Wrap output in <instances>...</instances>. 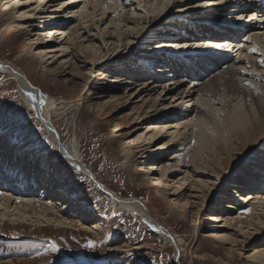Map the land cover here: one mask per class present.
<instances>
[{
  "label": "rangeland",
  "instance_id": "rangeland-1",
  "mask_svg": "<svg viewBox=\"0 0 264 264\" xmlns=\"http://www.w3.org/2000/svg\"><path fill=\"white\" fill-rule=\"evenodd\" d=\"M16 1L2 0L0 2V60L11 64L24 74L32 86L45 96H52L58 100L59 112L52 111V117L63 143L69 147L73 143L72 134L76 132L82 160L97 180L120 198L137 199L144 204L151 219L158 222L162 228L171 233L173 238L180 241L182 251L179 253L177 245L167 240L162 231L147 224L142 217L122 208L111 196L99 189L86 174L68 163L66 158L59 156L56 164L59 170L67 169L66 182L72 192V201L76 207H72L71 211L67 209L63 211L65 203L63 200L58 203L57 210L63 211L67 219L73 222V226L39 222L37 218H33V221L37 223L30 219L13 221L14 217L11 213L7 219L3 220L4 210L0 208V264H18L19 262H22L21 264H179V261L181 264H191L193 262L192 253L207 257L206 261H195V264H264V256L259 257V254L264 253V204H262L264 203V182L262 183L264 168L258 167L262 160L257 161L256 164L253 163L252 157L255 152L250 151L247 154L242 168L233 169L234 160L244 156L242 145L235 143L233 150L229 152L228 149L222 147V143H218L223 162L221 166L218 165V160L212 157L208 166H199L202 170L198 171L194 166H189L187 158L183 168H180L181 171L170 176L167 179V182H170L158 192L155 186L157 182L154 179L159 172L146 171L143 167L146 164L156 165L158 161H155V158H163L165 164L175 166L173 160L179 150L177 143L174 142L170 149L155 154L153 157V150L160 144L166 143L168 139L163 138L149 145L148 149L145 148V151L150 154L149 159L140 158L143 155L141 149H133L128 159L125 154V147L145 132L144 127L139 126L140 122L145 125L151 124V118H154L156 112H159L158 115L171 112V115L175 116L174 125L186 123L191 119L185 116V113L180 115L183 107H187L186 111L193 110V114L197 110L203 111L202 115L207 112L200 103H197L198 95L177 102V99L182 97L173 98L174 93L169 94L167 106L164 107L166 110H162L163 107L159 106L153 109L155 111L149 117L139 118L140 112L137 108L145 99L146 101L150 99L147 93L133 99L145 85L141 80L142 78L147 79L144 73L149 71V77L155 76L162 79L163 87L157 88V92L151 95L152 99L164 90V86H167V89L171 86L173 89L178 81H185L186 86H183L186 89L193 88L195 86L193 84H197L196 90H204L205 87V90L210 89L209 91L213 94L214 107L217 108L221 106V100L224 98L228 106H232L235 100L231 95L228 97V94L224 93L225 90L222 92L214 85L221 81L220 77L226 76L222 72L227 68L226 65L230 64L229 67L234 70V79L241 89V94L246 91V96L256 95L258 97L261 94L252 93L254 89L248 85L249 83L259 84L264 88L262 80L254 79L255 77L262 79L264 75L248 70L246 68L248 64L243 62L250 59L249 47L253 39L256 40L257 35L260 36L259 41L262 46L264 45V29L262 33L246 31L240 35V37H246L240 38L239 43L237 39L235 42L237 47H233L234 55H231L228 60H223L226 65L222 67V64L213 63L212 65L209 61H204L198 49L203 45L207 47V44H210L209 46L213 43L217 44L218 41L222 43L226 37H219L220 34L217 33L210 37L212 30H208L209 33H205L207 41L204 38L198 39L196 35L203 34V26L210 28L211 26L208 23H199L201 21L193 22V25L189 18L201 16L204 12L211 10L209 7L205 8L206 0H170L168 3L166 0L163 2L102 0L103 5L98 6L95 12L90 5L94 16L96 15L92 20L93 24L85 19L84 25H81L78 22V16L72 20L66 19L62 11L52 18L53 21H63L67 25L72 22L69 28L81 25L83 36L86 38L93 36L95 40L97 38L96 41L85 42V47L91 56L87 59L84 54L78 56L75 52L77 45L72 43L68 45L63 35L60 37L55 34L52 39L44 37L43 34V40L33 38L32 42L29 41L30 43L27 40H19L20 27L17 25L26 20H18L24 15L23 13L31 10L24 6L25 0L13 7L16 10L12 16L6 17L4 12L12 7L10 2ZM49 1L52 5H46L45 16L52 10L48 6H56L63 0ZM55 1L58 2L54 3ZM4 2L7 3L4 4ZM111 2H116L115 7L120 11V15H124L123 19L146 18L149 21V19L159 17L161 24L148 27L145 37L138 41L137 29L126 27L127 21L124 20L120 25L121 33H125L124 40L119 44L116 43L118 48L114 49L111 43L117 40L119 29L111 23L116 12V9L115 12L109 10ZM250 2L255 3L256 1ZM62 5L61 3V7ZM77 6L80 10L83 3L73 5L78 8ZM231 7L230 4L229 6L227 4L215 5L212 12L218 16L228 14L227 11L235 9ZM57 8H60V4ZM101 8H105L106 13L108 12L104 17L101 16ZM37 13L42 12L37 11L30 20V23L36 24L34 25L36 27L43 25L42 22L50 17L46 16V19H41L42 17H39ZM226 17L229 18V15L223 16L225 22ZM187 18L188 22L184 21ZM130 23L129 21L128 24ZM190 26L196 27L195 30H189ZM102 33L106 42L108 40L110 42L107 45L103 39H98ZM44 38L48 41L46 42ZM30 44H34V47L38 44L42 48L66 44L65 46L70 48L67 63L64 65L62 61L54 58L47 60L46 57L41 60L34 55L35 52L26 54ZM94 45L95 49L101 48L98 54L93 49ZM241 52L243 57L240 59ZM261 52H264V46L257 54L259 56H255L257 60L264 59V56L260 55ZM87 61L91 65L84 64ZM170 62L173 63L172 67ZM239 62L242 63L238 64ZM74 63H77L76 66ZM149 64H154V67H148L149 70L142 73L141 68ZM206 67L210 70L206 71ZM125 68L139 73L138 78L132 76L134 74L131 73V75L130 71ZM180 69L183 71L181 75L178 74ZM184 73H190L191 77L188 78ZM131 76L133 79H129ZM136 79L139 82L134 84ZM219 84L223 86V83ZM128 85L132 88L128 89ZM212 87L214 90L211 89ZM249 100L252 99L249 98ZM68 102H73L74 107L68 106L67 109L61 110L63 106L60 104ZM23 108L24 103L17 82L8 75L0 73V192L3 188L15 194L16 192L17 194L32 192L35 198L39 194L49 198L42 193V190H33L32 181L29 179H37L36 176L41 173L43 180L49 179L47 181L50 183L56 182L52 174L53 166L56 165L49 161L53 156V144L46 128L37 120L34 112L31 110L22 114ZM165 117L168 116H160L161 119ZM191 129L190 126L187 130ZM27 146L30 149L28 151H26ZM44 149L47 153L42 154ZM259 150L263 151L264 147ZM31 161H33V166ZM133 162H136L137 167L132 168ZM232 169L234 173L230 175ZM187 171L190 172L189 176L186 175ZM19 172L21 176L17 178ZM185 177H188V180L182 189H178L176 183ZM9 179L12 186L6 185ZM16 183L22 184V189L18 185L16 187ZM65 191L66 187L56 189L54 195L57 197L53 196L51 200L53 199L56 204L61 196L59 194ZM238 191L240 194H237ZM26 193L24 196L28 195ZM239 195H251L254 199H250L251 203H241ZM257 199H260V202ZM184 201H187V204L182 209L180 204ZM252 215L254 218L250 221ZM211 216H221V220L228 217L231 220L227 222L225 228L221 229L216 228V225H225V221H222V224L211 221ZM216 231L224 232L230 237L223 242L207 237ZM89 242L95 244V248L85 247ZM53 245L58 251L52 250ZM254 254L258 258L251 261L248 256Z\"/></svg>",
  "mask_w": 264,
  "mask_h": 264
},
{
  "label": "bare ground",
  "instance_id": "bare-ground-1",
  "mask_svg": "<svg viewBox=\"0 0 264 264\" xmlns=\"http://www.w3.org/2000/svg\"><path fill=\"white\" fill-rule=\"evenodd\" d=\"M22 1H25V0H17L16 2H10L12 7L10 9H8L6 12H4L5 16L6 17L12 16L13 12L16 10V8H13V7L21 4ZM157 1L163 2V0H157ZM250 1H252V0H250ZM0 2H2V0H0ZM56 2H58V1H55L54 3H56ZM102 2H103L102 0H92V1L91 0H63V1L59 2L60 8H57V6L59 4H56V6L55 5L54 6H48V7L52 8V10L50 12L46 13L47 17L50 16L49 19L42 22L43 25L40 24V25H37L38 27H36V26H34L36 24L33 25L32 23H30L31 18H33L32 16H34V14L37 11H41L42 13H40V14L37 13V15L39 17H42L41 19H46L44 11L47 8L46 5H50L51 2L49 0H26V3H24L25 4L24 6H26L31 11H29L28 13H23L24 15L20 16V18H19L20 20H18V21L26 20V21H24V23H20L17 25L18 27H20L19 28V33H20L19 36L21 37V38L19 37L18 39L19 40L23 39V40H27L28 42L29 41L32 42L33 38H36L34 40H40V41L43 40V34L45 35L44 37H49L52 39H54L53 37L55 36V34L59 35V36L63 35L64 40L67 39L68 45H69V43L77 45L75 52L78 56L81 54H84L86 56V58L89 59V58H91V56L88 53L89 51H87V47H85V42L86 41H93V40H95V38H93V36H89V38L88 37L86 38L85 36H83L81 33L80 26L84 25L85 19L89 20V22L92 23V20L96 16V15L94 16V12L98 8V6L103 5ZM152 2H154V1L152 0ZM249 2H247V0H206L205 8L209 7V9H211V10L204 12L203 15L200 14L201 16L189 17V18H191L192 23L197 22V21H201L199 23H206V24L208 23L211 26V28L207 27V26H205V27L203 26V34L198 35V36L196 35V37L198 39L204 38V40H205L207 38L205 33L208 34L209 33L208 30H212V33H210V35H211L210 37H212L215 33L220 34L219 37H226V39L224 38L222 43H221V41L220 42L216 41L217 44L213 43V45H211V46H209L210 44L209 45L207 44V47H204V45H203L202 47H200L198 49L199 54L201 55V58H203L204 61H209V63L212 65L222 64V67L225 66L226 64H224V61L228 60L231 55L232 56L234 55L233 54V50H234L233 47H237V46H235V40L234 39L238 38L239 39L238 43H239L240 38L246 37V36H243V37L239 38L238 34H240V33L243 34L245 31H251L254 33H258V32L263 31V29H264V0H256L255 3H253V2L249 3ZM5 3H7V2H4V4ZM44 3H45V5L43 6ZM61 3L63 4L62 7H61ZM82 3H83V7L80 10H79L78 6H77L78 8L73 7V5L76 6L77 4H82ZM114 3L116 4V2H111V8L109 9L110 11L111 10L114 11L116 9V12L114 11L115 13H114V16L112 18L111 23L116 25L117 29H119V32L117 33V40L111 43V45H114V47H115L114 49L118 48V46H116V43L119 44V43L123 42V40H124L123 38H124L125 33L124 34L121 33L122 29L120 28V25H121V23L124 22V20L127 21L126 27H130L133 30L137 29L136 30V38L138 39V41L141 40L142 37H145V31L148 27L155 25V24H161V23H159L160 22L159 17L149 19V21L146 18L123 19L124 15L119 14L120 11L117 9V7H115ZM226 4H227V6H229V4H230L232 6L231 9H233V8H235V9H233L229 12L227 11L228 14H221L220 16L215 15V13L212 12L214 10L213 6L214 7H215V5L216 6H220V5L224 6ZM35 5H36V7H35ZM90 5H92L94 12L90 9ZM202 5L204 6V4H202ZM243 5H245V6H243ZM152 6H153V3H152ZM104 9L105 8L100 9V11L102 10V12H101L102 17L106 16V14L108 13V12L106 13V10H104ZM60 11H62V14H64L63 15L64 18L66 17V19L68 18V19L72 20V18L74 19L75 16L76 17L78 16V20H79L78 22L81 25L69 28V25L72 22L69 25H67V24L63 23V21H60V22L58 20L53 21L52 18L57 16L56 14H58V12L60 13ZM21 12H23V10ZM49 14H51V15H49ZM52 14H55V15L52 16ZM70 15H72V16H70ZM224 15H229V18H227L228 16L226 17V19H227L226 22H225V20H223ZM241 16L244 17L243 20L240 19ZM217 17H220V18H217ZM251 17H255V19H250ZM247 18H249V19H247ZM231 19H232V21H231ZM188 20H189L188 18L184 19V21H186V22H188ZM117 21H119L118 24H117ZM129 21L131 22L130 24H128ZM224 23H227L228 25H225ZM252 23H254L255 25H253ZM31 24L34 28H30V27H32ZM221 24H222V26H221ZM193 25H194V23H193ZM229 26H232V27H229ZM233 26H234L235 30L242 31V32H235L233 30L234 29ZM27 28H29L31 30H25ZM195 28L196 27L190 26L189 30L192 31V30H195ZM257 36H259V35H257ZM257 36H256V40L253 39L252 45H250L249 49L255 47V48H258L259 50H261L263 48L264 45L262 46L261 42L259 41L260 36L259 37H257ZM83 37H85V38L82 41H79ZM44 39H46V38H44ZM98 39L99 40L103 39V41H104V43H106V45L108 43H110V42H108L109 40L106 42V39H105L103 33L100 34V37ZM96 40H97V38H96ZM232 40H234V41H232ZM47 41L48 40L46 39V42ZM206 41H207V39H206ZM218 44L221 45V47L217 48L216 45H218ZM65 45L42 48V46H40L38 44L35 47H34V44H32V45L30 44V46L28 45L29 48L27 47L28 50H27L26 54L35 52L34 55H36V57L40 58L41 60H43L44 57H46L47 60L54 58L58 61H62V64L65 65L67 63L66 60L68 59V57L70 55L69 54L70 48L68 46H65ZM223 46H225V47H223ZM93 49H94L96 54H98V52L101 51V48L95 49V45L93 46ZM239 51H243V50H239ZM58 53L60 55H57ZM250 53H251L249 55L250 59L248 58L249 60L247 62L246 61L243 62V63L248 64V66L246 68L248 70H252L253 72H256V73H260V74L263 73L262 75H264V66H261L260 60H257L255 58V56H259V55H257V54H259V51L258 52H251L250 51ZM260 55H261V53H260ZM171 56H173V54ZM242 57H243V53L241 52V54L239 55V58L241 59ZM241 63L242 62H239L238 64H241ZM76 64L77 63H74V66H76ZM84 64L91 65V64H89L88 61L84 62ZM166 64H168V63H166ZM169 64L172 67L173 63L170 62ZM229 65H226L227 68L222 72L223 75L225 74L226 76L220 77L221 81L216 80L217 82L220 81L219 83H223V86L219 83L214 84V85L216 86V89H219L220 91L222 90V92H223V90H225L224 93L228 94V97H230V95H231L232 98H235V100L233 101L232 106H228V105H226V99L225 98L222 99L221 97H223V96L221 95V97H220L222 99L221 100V106L217 107V108L214 107L215 105H214L213 99H212L213 94H211V91H209L210 89L205 90L206 89V87H205L204 90L203 89H197L196 90L195 87L197 86V84H193V85H195V86H193V88L186 89L183 86V85H185V83H187L185 81H182V82L178 81L176 83V85L173 87V89L171 88V86L168 89H167V86L166 87L164 86V90L157 97L152 99L151 95L157 92V88L163 87L162 86V79H159L155 76L149 77L150 73L148 71L149 70L148 67L152 68V67H154V64L144 65L143 68H141L142 73L148 71L147 73H144L146 75L147 79H144V78L141 79V80H143L142 82H144L145 85L142 86L140 93L138 95H136L133 99L137 98L138 96H140L144 93L149 94L150 99L148 101H146V99H145V101H143L139 105V107L137 108V111L140 112L138 115L139 118L142 116H143V118L149 117L150 114L155 111L153 109H156L159 106L163 107L162 110H166V108H164V107L167 106L169 94H174V93H175V95L173 96V98H178L179 96L182 97L180 99H177V102H178V100L181 102V101H184V99H186V98H193L195 95H198V99L196 100L197 103H200L207 110L205 115H202L203 111L200 112L198 110L196 113L193 114V110L186 111L187 107H183V108H181L182 110L180 111V115L182 113H185V116H187L188 118H191L192 120L190 119L186 123H177L175 125L173 123V121H175V118H174L175 116L174 115L172 116L171 112H165L162 115H158L159 112H156L154 114V118H151V124H148V125H145L143 123L141 124V122H140L139 126L144 127L143 129L145 132L143 133V135L140 138L132 141V143L130 142L131 144L129 143L125 147V154H126L127 159L132 154L133 149H137V150L141 149L140 151L143 155L140 158L141 159H149L150 154H148L145 150L149 148V145H152L155 142H158L163 138L168 139V141L164 144L163 143L160 144L158 148L154 149L153 150L154 154H152V157L155 154H160V153L170 149V146H173L174 142L177 143V147L179 146V150L176 152L177 156L173 160L175 166L165 164L164 161L162 160L163 158H155L154 160L158 161V163L156 165L146 164L143 167V170H146V171L147 170H149V171L154 170V171L159 172L158 174H156V176H157L156 179H154L157 182L155 185L158 188L157 192L160 191L162 189V187L166 186V184H168L170 182V181L167 182V179L170 176L177 174L178 171H181L180 168H183V165L186 163L185 160L187 158L189 159V166L190 165L194 166L195 168L198 169V171L202 170V168L199 166L204 165L207 167L208 163L210 162L212 157L217 159L218 165L221 166V164L223 162H222L221 153H220L221 149L218 148V145H217L218 143H222V147L225 148L226 150L228 149L229 152H230V150H233V145L235 143L242 145V148L245 152L244 156L234 160L233 169L243 167L244 163L246 162L245 158L250 151L255 152L254 156L252 157L253 163L256 164L257 161L262 160L258 167L264 168V150L263 151L259 150L261 147H264V88H262V86L259 84H256L253 86L254 92L252 91V93H260L261 95L263 94L262 96L261 95L258 97L256 95H253L251 97L246 96V94H245L246 91L244 89H243V91H245L244 94H241V92H240L241 89L238 87V85L236 84V80L234 79V74H233L234 70L231 69V67H229ZM233 68H235V67H233ZM77 69H79L78 66H77ZM125 69L127 71H130L129 72L130 74L131 73L134 74V75L131 74L132 76L137 77L139 75V73L138 74L135 73V71L133 69H130V68H128V69L125 68ZM74 70H76L75 67H74ZM180 70L181 71H179V73L178 72L177 73L181 75V74H183V71H182V69H180ZM209 70L210 69H208L206 67V71H209ZM158 71H161V70H158ZM0 73L8 75L9 77H11L13 80H15L17 82L18 89L20 92V96H21V99L24 103V108H23L22 114H25L28 111L32 110L34 112V114L36 115L37 120H39L40 123L46 128L48 137H49L51 143L53 144L52 148L54 150L53 156L51 157V159L49 161H50V163H53L54 165H56V166H53L54 171L52 173L53 178L55 179L56 182L50 183L47 181L49 179L43 180L41 178V176H42L41 173L38 175L39 177L37 179H29L30 181H32V183L31 182L30 183L32 184L31 186H33V190L40 189V190H42V193L46 194L49 198L42 197L43 195L40 196V194L37 196V198H35L34 194L32 192H30V194L27 192L28 195L24 196L26 192H24L23 194H22V192H20L21 194H17V192H16V194H15V193H11L10 190L5 191L2 188L1 192H0L3 194V195H0V203H1L0 208H2L4 210L2 219L3 220L7 219V217H9L10 216L9 214L11 213L12 216L14 217L13 221H17V220L26 221V220L30 219V220H32V222L37 223V222H35V220L33 221V218H37L39 220V222L45 221L47 223H51V222L57 223L59 226L63 225V224H69V225L73 226V222L69 221V219H67V215L64 214V212H63L66 209L68 211H71L72 207H76V205L74 204V201H72L73 200L71 197L72 192L69 189L67 182H66L67 169L64 168L62 170H59V167L57 166L56 162L59 161V156L66 158L68 163H71L74 167H76L83 174H86L90 178L89 174H93V173L85 165L84 161L82 160L77 134H76V132H74L72 134L73 143H71V145L69 147H67L63 143L61 136H59V133L56 130L55 124L53 122V117H52V111H55V113L59 112L58 100L52 96H45L40 90H38L32 86V84L30 83V81L28 80V78L24 74H22L19 70H17L11 64L4 62L2 60H0ZM129 73H128V76L130 75ZM155 73H158V72H155ZM184 75H186L188 78L191 77L190 73L189 74L184 73ZM132 76L129 79H133ZM227 76L229 78H227ZM141 77H142V75H141ZM139 79H140V77H139ZM254 79L258 80V81L262 80V82L264 83V77L262 79H261V77H257V78L255 77ZM153 80H156V81L153 82ZM137 82H139L138 79H136L134 81V84H136ZM127 84H131V83H127ZM134 84H131V86ZM153 84H155V85H153ZM151 85H153V87H151ZM131 86L128 85L127 88L129 89ZM209 87H211V86H209ZM166 89H167V92H166ZM211 89L214 90L213 87ZM216 91H218V90H216ZM184 96H187V97H184ZM249 98H251L252 100H249ZM248 101H250V104H248ZM72 103L68 102L66 104H63V103L60 104L63 106L61 108V110H63L64 108H66L68 106H72ZM229 105H231V104H229ZM72 107H74V105ZM160 116L161 117L168 116V117L161 119ZM178 116H179V114H178ZM170 120H171V122H170ZM190 126L192 127V129L189 130L190 133H188L189 131L187 129ZM28 150H30V149L27 146L26 151H28ZM256 150H257V152H256ZM41 153L45 154V153H47V151L44 149ZM30 163H32V166H33V161H31ZM5 166H6V164H5ZM253 166L255 167V165H253ZM29 167H31V165ZM135 167H137V164H136V162H133L132 168H135ZM31 169H32V167H31ZM233 169L230 171V173H229L230 175L234 173ZM151 173H153V172H151ZM186 175L189 176L190 172L187 171ZM20 176H21V172L17 173V178ZM152 176H153V174H152ZM94 178L97 182H99L97 180V178L95 177V175H94ZM187 180H188V177H185L182 180L178 181L176 183L177 188L182 189ZM92 182L94 184H96V186L99 189H101L104 193L111 196L114 199V201L116 203H118L122 208L126 209L127 211L133 212L136 215L142 217L145 220V222L151 226V224L149 223L148 220H153V219H151V217L149 216V213L146 210L147 209L146 206H144V204H142L139 200H137V199H122L118 195H116L113 191L109 190L104 185H102L100 182H99V184H101V187L99 185H97V183H95V181L92 180ZM263 182L264 181H262V183ZM10 183H12V182L9 179V181H7L6 185L9 186V185H11ZM17 185L20 186V188L22 189V187H23L22 184L16 183V187H17ZM250 186L252 188L254 187L252 185H250ZM64 187H66V191L64 193L59 194V195H61L58 198L59 202H57L55 204L53 199L51 200V198L53 196H55L54 195L55 190L58 188L62 189ZM7 193H10V194H7ZM237 194H240L239 191L237 192ZM55 197H57V196H55ZM250 199L253 200L254 198H251V195H247V196L239 195V200L241 203L242 202H244L246 204L251 203ZM14 200L16 201V203H14L15 202ZM63 200L65 201V203L63 204L64 208L62 209L63 210L62 212L60 210H59L60 211L59 212L57 210V205H58V203H60V201H63ZM257 200H258V202H260V199H257ZM175 201L177 202V200H175ZM186 204H187V201H184L182 204H180V205H182L181 206L182 209H183V207L186 206ZM262 204H264V203H262ZM227 206H229V205H227ZM253 210L254 209H252V211ZM33 215H35V217H31ZM245 215H246V213H245ZM15 217H18V218H15ZM250 218H251L250 219V221H251V220H253L254 216L252 215ZM210 220L216 221V222L221 223V224L223 223L222 221H225L226 222V223L224 222L225 225H220V224L216 225L217 226L216 228L223 229L226 227L227 222L228 221L230 222L231 219H229L227 217V218H225V220L224 219L221 220V216L220 217L211 216ZM153 221H155V220H153ZM234 221H236V219ZM156 223H158V222H156ZM156 229H158L159 231H162V234L165 235L167 240H169L170 242L177 245L179 253L182 251L181 250L182 248L179 245L180 241L173 238L171 233L166 231L159 224H158ZM207 237H209L210 239H213L215 241H222L223 242L225 240H228V238L230 236L228 234L226 235L224 232L216 231V232L210 233ZM217 237H220V239H217ZM262 256H264V253L259 254V257H262ZM248 258H250L251 261L252 260L255 261L258 258V256H256L254 254L252 256H248ZM199 260L200 261H206L207 257L205 255H198V254L192 253V261L193 262L191 264H195V261H199ZM21 263L22 262H19L18 264H21ZM179 264H181L180 261H179Z\"/></svg>",
  "mask_w": 264,
  "mask_h": 264
},
{
  "label": "snow or ice",
  "instance_id": "snow-or-ice-1",
  "mask_svg": "<svg viewBox=\"0 0 264 264\" xmlns=\"http://www.w3.org/2000/svg\"><path fill=\"white\" fill-rule=\"evenodd\" d=\"M168 2H170V0H166V3H168ZM240 19L243 20L244 17L241 16ZM250 19H255V17H251ZM249 39H251V37H249ZM216 47L219 48V47H221V45L218 44V45H216ZM250 51H251V52H258V51H260V50H259L258 48L253 47V48L250 49ZM261 56H264V52H261ZM260 64H261V66H264V59H261V60H260ZM241 71H244V70L241 69ZM248 86H249V87H253L254 85H252L251 83H249ZM0 195H3V194L0 193ZM249 211H250V210H249ZM217 239H220V237H217ZM85 247H87V248H95V244H93L92 242H89L87 245H85ZM52 250H53V251H58V249L56 248L55 245H53V249H52Z\"/></svg>",
  "mask_w": 264,
  "mask_h": 264
},
{
  "label": "water",
  "instance_id": "water-1",
  "mask_svg": "<svg viewBox=\"0 0 264 264\" xmlns=\"http://www.w3.org/2000/svg\"><path fill=\"white\" fill-rule=\"evenodd\" d=\"M89 176H90V178H91L93 181H95V183H97V185H99V186L101 187V184H99V182H97V181L95 180L93 174H89ZM144 206H145V205H144ZM146 208H147V207H146ZM147 210H148V209H147ZM148 221H149V223L151 224L152 227L157 228L158 223H156V222L153 221V220H148ZM158 228H159V227H158Z\"/></svg>",
  "mask_w": 264,
  "mask_h": 264
}]
</instances>
